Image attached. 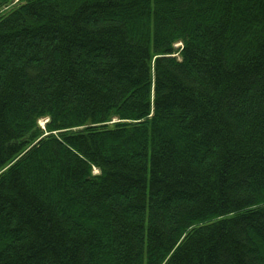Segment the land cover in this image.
<instances>
[{
  "label": "trees",
  "instance_id": "trees-1",
  "mask_svg": "<svg viewBox=\"0 0 264 264\" xmlns=\"http://www.w3.org/2000/svg\"><path fill=\"white\" fill-rule=\"evenodd\" d=\"M0 264H264V0H0Z\"/></svg>",
  "mask_w": 264,
  "mask_h": 264
},
{
  "label": "rangeland",
  "instance_id": "rangeland-1",
  "mask_svg": "<svg viewBox=\"0 0 264 264\" xmlns=\"http://www.w3.org/2000/svg\"><path fill=\"white\" fill-rule=\"evenodd\" d=\"M17 1H18V0H14V3L17 2ZM45 122H46V120H40V121L38 122V124H39L40 127H43L44 124H45ZM95 173H96V172H95Z\"/></svg>",
  "mask_w": 264,
  "mask_h": 264
}]
</instances>
